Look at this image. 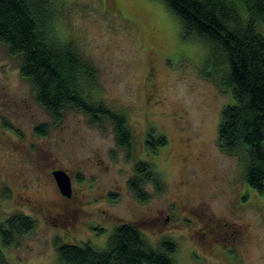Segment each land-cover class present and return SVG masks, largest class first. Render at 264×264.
Here are the masks:
<instances>
[{
	"label": "rangeland",
	"instance_id": "1",
	"mask_svg": "<svg viewBox=\"0 0 264 264\" xmlns=\"http://www.w3.org/2000/svg\"><path fill=\"white\" fill-rule=\"evenodd\" d=\"M52 4L55 32L96 70L91 94L126 117L130 151L116 144L109 119L92 123L73 108L52 117L20 74L18 57L0 43V223L14 213L34 221L2 248L7 264H60L62 243L105 249L121 222L136 225L156 250L174 240V264H264V188L245 181L242 153L218 144L233 97L218 85L221 71L210 75L221 65L208 59L207 46L181 37L162 0ZM150 130L166 139L155 155L144 144ZM139 161L164 182L161 191L145 183L144 201L128 187ZM56 168L70 175L69 197L59 191Z\"/></svg>",
	"mask_w": 264,
	"mask_h": 264
},
{
	"label": "trees",
	"instance_id": "2",
	"mask_svg": "<svg viewBox=\"0 0 264 264\" xmlns=\"http://www.w3.org/2000/svg\"><path fill=\"white\" fill-rule=\"evenodd\" d=\"M179 19L184 40L208 48V59L221 68L216 77L224 93L231 90L233 103L223 108L218 126V144L229 153L244 155V179L257 190L264 188V0H162ZM52 0H0V43L19 59L20 74L28 79L38 103L55 119L73 108L85 113L92 123L109 119L116 144L130 151L131 134L126 117L93 97L96 70L76 52L72 41H62L54 20ZM222 62L227 66L222 75ZM163 135L148 145H165ZM152 182L157 191L163 177L146 162L134 165L128 187L140 201L143 186ZM34 227L27 215L14 213L0 223V264H7L2 248L9 247ZM105 249L89 243L58 244L60 264H174L176 245L165 239L160 250L150 246L131 222H121L109 235Z\"/></svg>",
	"mask_w": 264,
	"mask_h": 264
},
{
	"label": "water",
	"instance_id": "3",
	"mask_svg": "<svg viewBox=\"0 0 264 264\" xmlns=\"http://www.w3.org/2000/svg\"><path fill=\"white\" fill-rule=\"evenodd\" d=\"M61 194L69 197L72 194L70 175L65 169L56 168L51 171Z\"/></svg>",
	"mask_w": 264,
	"mask_h": 264
},
{
	"label": "flooded vegetation",
	"instance_id": "4",
	"mask_svg": "<svg viewBox=\"0 0 264 264\" xmlns=\"http://www.w3.org/2000/svg\"><path fill=\"white\" fill-rule=\"evenodd\" d=\"M154 132V130H150L149 132H148V134H147V137H146V139H145V145H146V148H147V150H148V153L149 154H152V155H155V153H156V149H158V148H160L161 146H159V147H157V148H155V149H152L147 143H148V140L151 138V136L154 138V137H157V136H155V134L153 133ZM162 146H164V145H162ZM140 162V161H139ZM142 163L143 162H146V163H148L149 165H151L149 162H147V161H141ZM152 167H153V165H151ZM154 168V167H153ZM155 169V168H154ZM155 170H157V169H155ZM146 183H152V182H150V181H148V182H146ZM153 184V183H152ZM154 186V185H153ZM165 219H168V217H166ZM209 231L210 232H212V233H214L215 235H217L218 233H219V231H218V229H217V226L216 225H211L210 227H209ZM174 243H175V241L174 240H172ZM175 245H176V243H175Z\"/></svg>",
	"mask_w": 264,
	"mask_h": 264
}]
</instances>
